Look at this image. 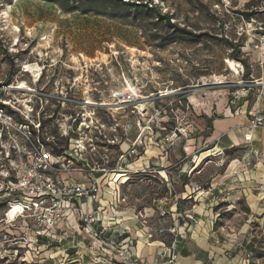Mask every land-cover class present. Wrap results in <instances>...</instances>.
Segmentation results:
<instances>
[{
    "label": "rangeland",
    "instance_id": "obj_1",
    "mask_svg": "<svg viewBox=\"0 0 264 264\" xmlns=\"http://www.w3.org/2000/svg\"><path fill=\"white\" fill-rule=\"evenodd\" d=\"M263 49L264 0H82L70 12L56 0H0V108L12 119V126L0 123V264H97L96 231L82 223L84 199L70 202L85 207L73 225L64 213L50 231L38 216L11 222V206L36 199L31 190L49 180L58 189L97 182L104 193H135L142 203L161 198L160 168L129 165L165 145L160 158L177 160L179 136L198 144L197 104L208 92L228 90L238 101L246 96L237 85L251 83L259 95ZM227 59L242 65L238 73ZM117 93L135 102L121 103ZM37 153L51 168H37ZM227 209L215 225L222 224L229 262L264 264V216ZM140 217V230H152Z\"/></svg>",
    "mask_w": 264,
    "mask_h": 264
},
{
    "label": "crops",
    "instance_id": "obj_2",
    "mask_svg": "<svg viewBox=\"0 0 264 264\" xmlns=\"http://www.w3.org/2000/svg\"><path fill=\"white\" fill-rule=\"evenodd\" d=\"M260 58L264 76V49ZM222 92L210 91L197 104V115L202 119L198 144L197 140L179 136L173 151L177 160L160 158L168 147L165 145L164 150L148 147L129 165L146 171L160 168L156 171L167 187L164 196L142 203L138 194H129L128 199L113 189L104 193L101 188L97 201L90 205L97 226L105 227L106 236L128 248L140 264H164L163 253L174 237L156 230L168 228L179 234L175 264H205L209 260L235 264L225 255L218 234L222 224L215 225L218 218L221 220V209L226 207L237 216H264V127L254 128L251 123L258 112L264 115V88H258L259 95L255 88H249L244 92L246 97L238 101L229 97L230 91L229 96L228 90ZM150 178L157 180L158 176ZM238 202L244 204L242 211L237 210ZM71 205L64 212L68 225H73L76 215L85 209L80 202ZM191 214L204 223L202 229L187 218ZM140 216L148 220L152 230H140ZM80 239L86 245L85 236ZM67 242L68 246L76 243L74 239ZM98 254L106 263L115 260L110 246ZM90 258L86 257L87 261Z\"/></svg>",
    "mask_w": 264,
    "mask_h": 264
},
{
    "label": "built area",
    "instance_id": "obj_3",
    "mask_svg": "<svg viewBox=\"0 0 264 264\" xmlns=\"http://www.w3.org/2000/svg\"><path fill=\"white\" fill-rule=\"evenodd\" d=\"M251 85V83H241L237 86L240 87L239 90H244L245 92L247 88L251 87ZM115 98L127 103L135 102L134 97L130 93H117ZM0 123L12 126V119L6 116L3 108H0ZM251 123L254 128H263L264 115L261 112H258L254 116V120ZM35 159L39 170L42 168L47 170L52 166L49 163L48 157L44 154L37 153ZM30 180L32 179H25L23 186L29 187L31 185ZM34 188L35 189H32L31 191H33L36 195V199L31 200L29 203L18 202L16 205L11 206L8 214L11 222H14L16 218L19 217L23 218L28 216L36 218V216H38L36 218L37 221L43 223L46 226L47 231H50L59 226L64 215V210L69 207L68 205H71L70 202L73 198H75V200L84 199L87 203V208L83 213L82 223L89 227L92 232L96 231L95 236L98 240L97 244L99 249H102L105 246H110L114 251L115 260L106 263L105 261H101V258H99V260H97V264H140L139 260L130 253L128 248L123 247L116 239L106 236L105 227H95L97 226V221L94 212L90 209V205L97 201L100 193V188L97 182L94 185L92 184L90 187L72 184L62 189H58L56 188L54 182L49 180L47 185L35 186ZM48 200L51 201L50 204H48ZM16 206H20L21 208L20 210L15 211L14 216L11 217L10 213L13 212ZM188 218L191 220L194 219L193 215H189ZM156 232L161 235L166 233L164 229L156 230ZM168 232L174 237V240L170 247L165 249L162 257L164 260L168 259V264H174L178 257L177 238L179 235L175 229H169ZM37 236L42 235L38 232Z\"/></svg>",
    "mask_w": 264,
    "mask_h": 264
},
{
    "label": "bare ground",
    "instance_id": "obj_4",
    "mask_svg": "<svg viewBox=\"0 0 264 264\" xmlns=\"http://www.w3.org/2000/svg\"><path fill=\"white\" fill-rule=\"evenodd\" d=\"M228 60V59H227ZM227 64H228V69L229 70H231L232 72H235V73H238L239 72V67H242V65L241 64H238L237 62H235V61H232V60H228L227 61ZM28 70V69H27ZM33 70V69H32ZM36 70V69H35ZM240 77V76H239ZM216 79L217 80H222V78H219V77H216ZM26 88V84H25V82H22L21 83V85L20 86H18L17 87V89L18 90H23V89H25ZM29 89V88H28ZM131 89L133 90V91H135L134 90V88L131 86ZM125 101H122L121 103H124ZM105 105V104H104ZM218 126V125H217ZM203 161V160H202ZM122 177H124V175H120V176H118V179H122ZM126 181V178H123L122 179V182H125ZM128 181V180H127ZM20 206H16L15 207V209L13 210V212L14 211H18V210H20Z\"/></svg>",
    "mask_w": 264,
    "mask_h": 264
},
{
    "label": "trees",
    "instance_id": "obj_5",
    "mask_svg": "<svg viewBox=\"0 0 264 264\" xmlns=\"http://www.w3.org/2000/svg\"><path fill=\"white\" fill-rule=\"evenodd\" d=\"M56 1H58L63 6V9L66 12H70L74 8V6L82 5V0H56ZM139 6H141V4H139ZM242 15L245 16L247 19H250V17L253 15V12L242 13ZM1 106H4V105H1Z\"/></svg>",
    "mask_w": 264,
    "mask_h": 264
}]
</instances>
